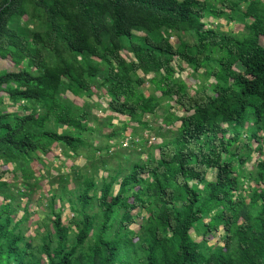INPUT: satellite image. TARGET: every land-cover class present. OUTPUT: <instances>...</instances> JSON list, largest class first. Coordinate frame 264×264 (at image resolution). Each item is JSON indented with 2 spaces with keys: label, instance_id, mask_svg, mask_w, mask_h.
<instances>
[{
  "label": "trees",
  "instance_id": "1",
  "mask_svg": "<svg viewBox=\"0 0 264 264\" xmlns=\"http://www.w3.org/2000/svg\"><path fill=\"white\" fill-rule=\"evenodd\" d=\"M209 17L243 32L210 27ZM261 38L264 0H0V64L14 69H0V264H264ZM98 98L111 115L92 113ZM158 111L154 127L146 117ZM113 115L128 124L99 135ZM145 132L161 145L146 160H121L119 140L134 145ZM253 142L262 159L252 171ZM54 145L106 176L76 175L71 192L68 174L46 170L51 194L27 237L22 224L45 178L31 166ZM7 165L19 174L16 193Z\"/></svg>",
  "mask_w": 264,
  "mask_h": 264
},
{
  "label": "rangeland",
  "instance_id": "2",
  "mask_svg": "<svg viewBox=\"0 0 264 264\" xmlns=\"http://www.w3.org/2000/svg\"><path fill=\"white\" fill-rule=\"evenodd\" d=\"M205 23H207L210 27H216L222 31H227L235 34H241L243 32V26L239 23H226L223 19H213L211 17L204 19ZM170 43L177 48L178 50L183 49V43L179 41L176 37H171L168 39ZM261 44L264 46V39H260ZM122 57L125 60H131L132 56L127 54L125 51L121 52ZM0 69H7L8 71H14V69L11 66H7L6 64L1 63L0 64ZM193 72L190 68L184 67V72L182 73L183 79L186 82V85L190 91V93H193L195 90V85H197V80L193 76ZM150 77V76H149ZM212 81V79H210ZM144 90L147 92H152L153 87L149 84L144 85ZM158 95V94H156ZM167 105H173L167 104ZM3 106L8 110V111H15L16 106L10 104L5 98L3 99ZM106 108V98H98L95 101V105L93 109L91 110L92 113L96 111V115L99 118L105 117V115H111L110 113H107L104 109ZM105 111V112H104ZM176 114L180 115L178 112ZM165 115V112L163 111H158L156 114L152 116H147L146 119L150 123V125L157 127L160 123L161 120L163 119ZM114 119L108 124L107 122L103 121V124L101 123V129L99 132V135H106L111 132L112 129L116 128H121L122 123L128 124V119L119 115H113ZM178 123H176L174 126H169L163 128L161 131L162 133L170 136V133L174 131L175 128L178 127ZM100 138L96 139V142L99 141ZM119 143L122 144V152H121V160L127 159V160H146L147 159V150L151 146H158L161 145V140L159 138H155L154 135L145 132L143 133L142 136H138L134 139V145H131L129 142V139H123L119 140ZM252 149L253 151L251 152L250 158L248 163H246V168L247 170H254V164L257 159H262L261 155L258 151L257 144L254 142L252 143ZM155 157H158V150L155 149L153 150ZM112 165H116V161L113 159L112 161L110 160ZM1 164V163H0ZM124 164V163H123ZM37 177L39 176H44V180L40 183V188L37 189L33 195H31V203L29 205V210H28V217L27 220L22 224L24 226L25 232L27 234V237H33L34 236V229H35V224L39 219V215L36 214L38 211L40 214L45 215V199L50 196V188L48 185L49 179L46 177V170H49V174L51 176H56L57 175V169H60L61 173L68 174L69 175V182L67 185L68 190L73 192L74 190V177L76 175H96L97 177L101 176H106V173H103L99 167L95 163H87L82 157L75 158V159H69L65 152L64 149L61 146L54 145L53 146V152L52 154H48L44 157H42V160L36 163H33L31 166ZM76 167L75 170L71 171V168ZM6 171V175L3 177L4 181L8 183L9 188L14 191L15 193L17 192L16 188V181L15 179L19 176L18 173H16L11 165L4 166L3 168ZM108 173H111L109 171ZM210 176V175H209ZM209 179V177H208ZM255 183L252 182V185ZM18 185V184H17ZM19 186V185H18ZM253 187V186H252ZM247 192L246 194H248ZM25 199L21 201V207L24 206ZM56 210H59V204H56ZM61 213H62V222L64 225H68V221L71 218V213L69 212L66 203H64V208H61ZM133 212V214H135ZM21 215V212L18 214ZM146 218V215L142 213L141 218L137 221V224H134L131 226L132 231L134 233L137 232L139 224L144 221ZM191 237L194 241H200L201 235L197 234L194 231H190ZM208 238L210 239V245H213L214 243H219V233H214L208 235Z\"/></svg>",
  "mask_w": 264,
  "mask_h": 264
}]
</instances>
